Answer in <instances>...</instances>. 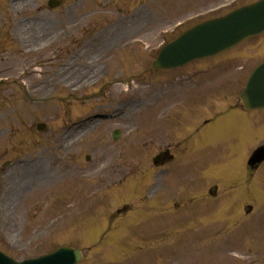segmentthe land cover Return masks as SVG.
Returning <instances> with one entry per match:
<instances>
[{"label":"rangeland","instance_id":"rangeland-1","mask_svg":"<svg viewBox=\"0 0 264 264\" xmlns=\"http://www.w3.org/2000/svg\"><path fill=\"white\" fill-rule=\"evenodd\" d=\"M61 1L59 8L50 10L47 0H0V81L8 83L0 87V250L20 260L68 245L81 248L86 258L92 256L86 264H264V169L248 179L227 178L237 170L244 174L243 159L257 147L259 128L243 125L240 113L233 110L202 130L194 146L205 159L192 154L188 160L195 168L174 172L186 151L175 141L170 144L181 159L162 197L169 199L166 207L180 200L179 207H189V213L165 210L167 219L136 223L131 229L120 222L115 237L119 253L102 258L87 251L100 234L108 239L113 233L111 218L138 210L128 199L135 195V186L128 185L131 192L123 194L121 178L133 174L134 182L127 183L139 186L140 177L154 169L151 158L162 149L155 143L163 127L159 124L171 118L184 123V116L173 114L161 122L158 115L171 106V93L159 103L155 89L145 90V96L158 101L148 111L138 87L128 95L108 87L102 97L97 91L76 96L60 91L63 73L71 69L86 75L107 66L111 81L151 72L153 54L174 23L189 15L203 21L255 0ZM166 15L168 22L163 21ZM250 42L253 45L238 54L213 63L217 72L205 84L194 81L195 91L182 92L179 106L235 103L252 67L249 58L254 63L264 59V37ZM153 84L157 88V81ZM186 84L179 89L187 90ZM108 92L113 102H108ZM187 95H192L190 104ZM218 104L212 115L228 108ZM121 106L124 115L113 120L77 124L87 112ZM202 113L198 118L206 117ZM39 124L46 126L42 133L36 130ZM116 129L122 132L119 142L110 139ZM58 147L67 153L65 158L59 157ZM8 161L11 166L1 169ZM213 184L221 185L216 198L207 192ZM186 198L193 201L187 203ZM229 198L238 200L224 201ZM247 205L251 212L245 210ZM172 216L177 217L168 220Z\"/></svg>","mask_w":264,"mask_h":264},{"label":"water","instance_id":"water-1","mask_svg":"<svg viewBox=\"0 0 264 264\" xmlns=\"http://www.w3.org/2000/svg\"><path fill=\"white\" fill-rule=\"evenodd\" d=\"M264 31V1L236 12L229 17L207 23L191 32L186 39L164 50L161 63L172 66L194 58L206 57L228 48L250 34ZM178 64V65H179ZM243 100L251 107L264 106V65L257 69L249 79ZM77 252L61 250L56 254L23 264H75ZM0 264H14L0 255Z\"/></svg>","mask_w":264,"mask_h":264}]
</instances>
